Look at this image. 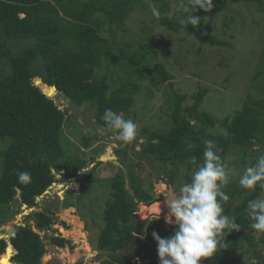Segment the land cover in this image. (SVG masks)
I'll list each match as a JSON object with an SVG mask.
<instances>
[{"label":"trees","instance_id":"obj_1","mask_svg":"<svg viewBox=\"0 0 264 264\" xmlns=\"http://www.w3.org/2000/svg\"><path fill=\"white\" fill-rule=\"evenodd\" d=\"M160 2L162 12L169 11L168 0H152ZM230 3H249L259 0H228ZM143 0H0V57L7 67L4 74L0 75V137H10L11 143L4 152L3 172L0 176V205L13 203V199L20 198V203L29 207L40 206L37 198L52 186L56 180V174L65 169L64 179L78 181L82 176L87 184H83L80 193L70 191L61 200L62 206H77L72 199L80 200L91 188L90 182L95 180L97 166L88 172V159L76 153L69 154L67 146H64L63 128L68 119L69 109L53 99L58 91L65 93L71 101L81 108L89 105L94 113L97 126H92L82 136V145L88 148L92 140L98 138V127L105 130V122L102 119L105 109H112L121 116L130 117V109L134 105L133 93L139 89L135 82L123 83L122 88L112 89L108 72L98 73L104 62L111 64L119 61L125 65L124 59L130 62L128 73L137 77H145L142 65H138L126 50L121 49L120 54L112 55L109 40L100 34V22L95 14H102L111 24L123 28L126 19ZM214 7L210 12L199 10V27L181 25L179 20L160 15L158 22L168 29L179 31L181 26L189 35H194L202 45L220 46L229 45L214 34V26L206 18L213 12L223 10L226 5L221 0H213ZM195 12V10H192ZM187 14H181V18ZM10 42H30L21 51L14 52ZM140 61L148 59L144 51L138 53ZM153 70L162 76L163 80L171 79V74L166 68L155 63ZM264 75L263 72L256 77ZM3 76V77H1ZM112 78V76H111ZM119 79H122L119 77ZM42 89H40L37 85ZM49 85V86H47ZM125 88V89H124ZM127 91L126 89H129ZM208 87H201L193 95L181 94L174 91L172 101L171 123L166 130H150L147 141L137 152V158L148 159L151 164L154 161L165 165L170 163L174 168L170 169L169 181H176L177 170L185 166L189 170L197 169L203 163L204 141L211 139L215 148L220 151L224 164L233 146L246 148L242 154L241 162L245 164L248 150L254 143L264 145V97L249 95L243 102L240 110L233 116L223 118L215 117L211 112L202 109ZM192 98L191 104H185ZM64 106V108H62ZM126 118V119H127ZM132 119V118H131ZM220 127L223 132H215ZM138 138L134 141L137 142ZM111 152V151H109ZM117 160L123 163L127 170L124 173L118 168L110 177L111 197L107 202L104 214L105 226L99 236L97 247L99 250H122L133 243L137 230L135 212L137 207H150L161 200L151 192L153 184L149 188L144 180L136 174L134 163L129 162L127 152L116 150ZM196 157V163L190 162L191 157ZM115 158L107 155L103 160ZM164 171L167 169L163 167ZM19 172H28L30 181L22 184L18 181ZM189 179H191L189 177ZM17 189L21 192L18 194ZM223 190V189H222ZM247 191V189H244ZM237 191L231 192V201ZM264 189L259 185L251 190L243 198L234 215L236 222L241 225L239 231L233 230L226 236L220 256L217 253L203 260V264H241L236 261L224 260V254L229 246L235 249L240 242H246L253 247L252 221L247 215L246 207L249 200L257 199ZM158 203V202H157ZM52 201L44 202L41 211H35L28 215L34 221V227L27 223L20 226L16 235L10 238L12 245L8 246L7 240H0V262L4 264H47L49 256L46 253L44 238L58 247L64 248L70 240L60 235H50L46 232L52 230L56 223L55 209ZM138 212V211H137ZM159 222L157 232L163 236L169 233L163 228L167 224L162 219ZM156 220L145 219L143 234L138 238L136 246L131 250L130 256L122 258L118 255H109L101 261V264H139L141 261H150V264H159V257L146 252L154 237L150 229ZM73 224L80 228L77 223ZM64 226H67L63 223ZM40 232H45L44 238ZM76 240L80 243V236L84 233L77 230ZM264 242V236L261 238ZM83 242V248H84ZM73 249L74 246H71ZM255 262L247 264H264V258L255 250ZM132 259H137L135 262ZM81 264V263H79ZM143 264V263H142Z\"/></svg>","mask_w":264,"mask_h":264},{"label":"rangeland","instance_id":"obj_2","mask_svg":"<svg viewBox=\"0 0 264 264\" xmlns=\"http://www.w3.org/2000/svg\"><path fill=\"white\" fill-rule=\"evenodd\" d=\"M168 2L169 11L162 12L160 2L143 0L136 5L126 19L123 28L111 25L100 13L95 14V18L101 24L99 29L101 36L109 40L111 54L118 55L121 49L126 50L132 56L134 55L136 63L142 65V70L145 72L144 78L137 77V75L136 77L131 76L128 73L131 63L126 59H124V66L119 61H113L109 65L104 62L97 70L101 75L105 72L109 73V81L113 90L122 88L124 82H135L140 86L137 92L133 93L134 105L130 109V117L138 125V134L134 139L135 141L138 138V143L133 141L126 144L117 139L115 131L98 127L96 131L98 138L92 140L88 148H84L82 136L90 130L91 125L97 126L94 124V113L88 104L79 108L86 118L90 119L87 122L69 110L68 119L63 128L65 138L63 143L67 146L69 154L76 153L88 159L89 166L83 170L84 173L102 162L94 170L95 180L88 183L91 188L79 201L72 199L77 206L64 208L61 200L72 190L80 193L83 184H87V181L82 176L78 177L82 179L80 181L76 178L66 180L62 177L65 169H62L64 172L61 173V177L57 176L60 171L55 170V184L49 188V193L45 194V198H40L41 206L31 207L26 211L20 202L0 205V234H4L11 228H19V225L23 226L27 223L34 227V221L28 215L41 211L44 208V202L52 201L57 221L53 224L52 230L46 233L60 235L70 240L71 243L64 248L58 247L48 238H44L45 232H40L46 248L43 259L46 255L49 256L47 264H101L95 261L94 256L99 250L97 243L105 226L104 212L111 197L110 177L118 168H122L127 174V166L124 165L122 157L119 165L115 163L118 158L116 150L129 154V162L134 163L136 174L144 180L147 188L153 184L151 192L156 198L161 199L150 207L140 204L137 209L141 219L156 220L155 225L150 229L151 233L157 232L160 226L158 218L166 223L165 217L169 213L166 197L173 192L179 195L180 186L190 181L189 177L191 178L192 172L196 169L189 170L185 166H180L176 171L178 175L176 181L171 183L168 175L170 169L174 167L170 163L163 165L154 161L151 164L144 157L142 160L138 159L136 154L147 141L148 134L144 132L146 129L166 130L169 128L174 91L190 96L195 94L199 88L208 87L209 92L202 104V109L211 112L217 118L233 116L237 110L241 109L249 95L264 97V75L256 77L258 71H264V0L249 3H230L228 0H221L226 7L219 12L211 13L206 21H210L214 26L212 34L229 45L213 47L200 44L198 39L192 34L189 35L182 26L179 31H175L160 25L158 22L160 15L175 20L181 19V13L177 12L180 0H168ZM153 4L160 12L159 17L152 14L150 5ZM29 44L30 42H10L14 52L21 51ZM140 51L148 54V59L142 61L137 59ZM155 63L162 64L171 74V79L163 80L162 76L153 70ZM6 69L0 57V75L4 74ZM126 90L130 91V88ZM192 102L193 99L189 97L188 102L184 103L191 104ZM58 103L63 105V102L59 100ZM214 131L223 132L220 127L215 128ZM10 143V137H0V176L3 172L4 152ZM245 150L246 148L233 146L225 163L228 183L223 187V191L227 195L237 191L231 201L224 203L223 206L225 214L230 217L236 214L244 196L251 191H245L240 186L239 178L248 167L256 164L260 155L264 154V145L254 143L250 149H247L246 162L242 164L241 158ZM110 154L115 158L103 160ZM163 167L167 170L164 171ZM258 198H264V192ZM73 222L77 223L80 228H77ZM166 224L167 227L163 229L169 233L161 236L162 238L169 237L174 231V225ZM34 229L38 231L35 227ZM78 229L86 233L80 236L82 241L80 243L76 240L75 232ZM252 236L253 247L244 241L240 242L235 249L225 246L228 251L224 254V260L241 264L255 262L257 260L254 256L255 250L264 258V242L261 241L264 234H257L253 229ZM71 246L74 248L72 249ZM157 247L158 242L154 239L146 252L158 256ZM94 252L95 255H93ZM221 253L222 249L217 252V256ZM138 260L139 264H150V261L142 262L141 258ZM11 261L13 263L8 264H16L12 259ZM0 264L4 263L0 262Z\"/></svg>","mask_w":264,"mask_h":264},{"label":"clouds","instance_id":"obj_3","mask_svg":"<svg viewBox=\"0 0 264 264\" xmlns=\"http://www.w3.org/2000/svg\"><path fill=\"white\" fill-rule=\"evenodd\" d=\"M150 7L153 16L159 17L158 8L154 4ZM213 7V0H180L177 12L187 15L179 19V23L199 27L200 16L196 13L199 10L210 12ZM102 119L120 141L127 144L137 137L138 125L133 119H126L112 109H105ZM204 144L202 165L192 172L189 182L180 186L179 195L173 192L166 197L169 213L165 221L175 226L173 234L162 238L158 232L152 233L158 242L159 264H203L204 259L213 257L223 247L227 235L241 229L236 218L226 215L222 206L229 196L222 190L228 178L218 154L220 150L211 139L205 140ZM190 162L195 164L196 157H191ZM30 179L28 172L18 173L20 183L26 184ZM239 184L247 190H255L257 185L264 189V154L257 158L254 166L244 171ZM246 212L252 221L250 227L257 234H264V198L249 200Z\"/></svg>","mask_w":264,"mask_h":264},{"label":"water","instance_id":"obj_4","mask_svg":"<svg viewBox=\"0 0 264 264\" xmlns=\"http://www.w3.org/2000/svg\"><path fill=\"white\" fill-rule=\"evenodd\" d=\"M47 86H49V85H47ZM53 88L57 92V97L53 98V99L63 102V105L65 107H67L69 110H71L74 114L81 116L87 122L90 121V119L86 118V115L82 113V111L71 101V99L65 93L58 91L55 87H53ZM115 163H117L119 165V161L117 159L115 160ZM63 172L64 171L61 170L60 173L57 174V176L61 177V173H63ZM53 173H55V170H53ZM53 184H55V183H53ZM51 187L52 186H50L49 188H51ZM17 191H18V194H20L21 191L19 189H17ZM48 193H49V189H47L43 195H41L40 197L37 198V201H38L40 206L42 204L40 201V198H45V194H48ZM60 196H61V198H63V195L61 193H60ZM13 202H14V204H18L20 202V198H18V197L14 198ZM22 206H23L24 210H26V211L29 210V208H30L28 206V204H25V203H22ZM137 211L135 212V218L137 219V230L135 232V239H134L133 243L130 244L129 246H127L126 248H123L122 250H106V251L98 250L97 254L94 256L95 261L101 262L103 259H105L109 255H118V256H121L122 258H127L130 256V252L136 246V244L138 242V238L142 236L143 229L145 226V219H141V216H139ZM19 226H21V225H19ZM23 226H26V224H23ZM17 231H18V228L15 227V228L7 230V232L4 234L1 233L0 234V240L5 239L8 242V246L10 244L12 245L10 238L14 237L16 235ZM8 246H7V248H8ZM13 256H14V254H13ZM136 260L137 259H132L133 262H135Z\"/></svg>","mask_w":264,"mask_h":264},{"label":"bare ground","instance_id":"obj_5","mask_svg":"<svg viewBox=\"0 0 264 264\" xmlns=\"http://www.w3.org/2000/svg\"><path fill=\"white\" fill-rule=\"evenodd\" d=\"M7 228H8V227H7ZM11 229H12V228H11ZM82 235H83V234H82ZM82 235H81V236H82ZM81 242H82V241H81ZM93 255H95V252L93 253ZM75 258H76V257H75ZM73 259H74V258H73ZM42 261H43V263H45V262H44V259H43Z\"/></svg>","mask_w":264,"mask_h":264}]
</instances>
